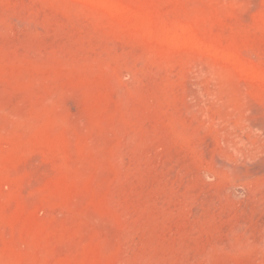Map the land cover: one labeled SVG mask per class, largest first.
<instances>
[{"label":"rangeland","instance_id":"374dc122","mask_svg":"<svg viewBox=\"0 0 264 264\" xmlns=\"http://www.w3.org/2000/svg\"><path fill=\"white\" fill-rule=\"evenodd\" d=\"M0 264H264V0H0Z\"/></svg>","mask_w":264,"mask_h":264}]
</instances>
